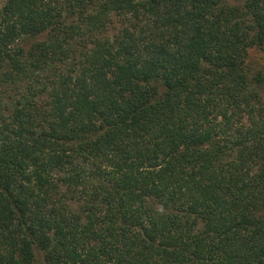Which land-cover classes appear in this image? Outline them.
<instances>
[{"label":"trees","instance_id":"obj_1","mask_svg":"<svg viewBox=\"0 0 264 264\" xmlns=\"http://www.w3.org/2000/svg\"><path fill=\"white\" fill-rule=\"evenodd\" d=\"M264 0H0V264H264Z\"/></svg>","mask_w":264,"mask_h":264},{"label":"rangeland","instance_id":"obj_2","mask_svg":"<svg viewBox=\"0 0 264 264\" xmlns=\"http://www.w3.org/2000/svg\"><path fill=\"white\" fill-rule=\"evenodd\" d=\"M247 61L252 69H261L264 71V51L257 49H251ZM38 262L35 264H43L41 256L38 255Z\"/></svg>","mask_w":264,"mask_h":264}]
</instances>
